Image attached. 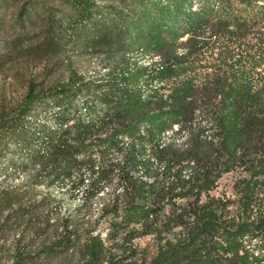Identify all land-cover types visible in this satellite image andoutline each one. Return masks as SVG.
Here are the masks:
<instances>
[{"label": "trees", "instance_id": "1", "mask_svg": "<svg viewBox=\"0 0 264 264\" xmlns=\"http://www.w3.org/2000/svg\"><path fill=\"white\" fill-rule=\"evenodd\" d=\"M68 5L62 46L116 63L98 82L69 69L46 94L29 88L0 134V150H16L9 166L81 191L82 204L114 184L113 225L156 238L147 264H264V0ZM46 97L52 124L28 128ZM173 127L181 142L163 140ZM237 171L231 195L210 194ZM82 250L83 264L103 263L99 235Z\"/></svg>", "mask_w": 264, "mask_h": 264}, {"label": "rangeland", "instance_id": "2", "mask_svg": "<svg viewBox=\"0 0 264 264\" xmlns=\"http://www.w3.org/2000/svg\"><path fill=\"white\" fill-rule=\"evenodd\" d=\"M68 2L0 0V127L4 126L0 134L5 138L29 88L46 94L66 80L69 69L86 81L98 82L104 67L116 63L73 43L62 46L58 34L69 14ZM52 38L60 46H51ZM152 61L155 58L138 59L145 66ZM50 98L33 106L28 128L35 129L37 122L52 124L48 112L52 110L46 108ZM83 100L78 99L79 106ZM183 138L174 127L163 136L165 141ZM15 151L12 143L8 150H0V264H13L19 253L25 254L22 264H83L82 244L88 234L104 241L102 264H147L156 253L154 235L130 239L131 227L113 225L119 222L110 211L118 189L114 184L82 204L81 191L71 194L66 186L47 185L46 179L35 177V170L11 168ZM240 176L238 171L224 174L210 194L231 195Z\"/></svg>", "mask_w": 264, "mask_h": 264}]
</instances>
